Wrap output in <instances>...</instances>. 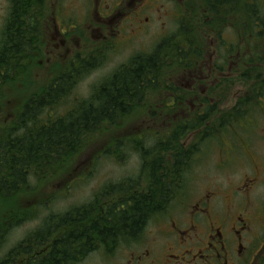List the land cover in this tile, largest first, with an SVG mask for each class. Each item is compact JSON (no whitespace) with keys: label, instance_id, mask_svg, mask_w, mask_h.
<instances>
[{"label":"trees","instance_id":"1","mask_svg":"<svg viewBox=\"0 0 264 264\" xmlns=\"http://www.w3.org/2000/svg\"><path fill=\"white\" fill-rule=\"evenodd\" d=\"M49 1L10 0L5 33L0 35V77H13L19 56L21 72L31 62L39 66L35 54L39 60L45 53ZM181 10L184 21L178 36L165 39L151 53L136 54L95 85L89 98L69 102L75 85L97 68L96 58L79 56L52 82H40L45 89L26 101L12 123L3 125L0 250L14 229L37 218L36 207L41 205H22V198L33 200L36 195L32 179L42 185L62 177L76 156L107 128H121L122 122L125 126L143 116L170 120L166 132L153 133L152 141L141 137L128 142V151L138 153L142 173L147 172L146 186L140 184V176L128 178L105 186L89 204L50 214L0 264H81L99 250L110 257L121 246L144 242L148 226L163 224L172 204L185 195L188 183L190 187L187 173L206 149L223 136L227 140L237 136L243 146L245 132L255 130L248 120L252 112H264V0H190ZM229 30L236 35L235 43L224 40ZM212 39L222 49L214 63L206 56ZM204 66L220 74L230 68L231 76L208 97L201 96L194 109L189 103L194 93L184 87L183 77ZM228 83L234 88L243 83L249 90L224 110L220 105ZM214 92L219 99L211 103ZM60 106L65 114H58ZM218 112L229 113L212 124ZM202 128L198 143L181 145L180 138ZM111 143L116 145L112 157L123 159L126 143L119 139ZM235 150L238 145L225 149ZM171 151L167 159L159 155Z\"/></svg>","mask_w":264,"mask_h":264},{"label":"rangeland","instance_id":"2","mask_svg":"<svg viewBox=\"0 0 264 264\" xmlns=\"http://www.w3.org/2000/svg\"><path fill=\"white\" fill-rule=\"evenodd\" d=\"M9 1L0 0V30L4 26V19L8 17ZM182 5L180 0H50L49 7L52 11H60L63 8L64 25L69 26L68 29L75 27V29L71 30L72 35L70 39L72 40L74 35L81 36L84 39L80 47L75 46L77 52L83 55L87 50L97 53L95 54L97 68L75 85L69 102L78 101L76 98H89L95 85H99L131 57L139 53H149L164 39L174 37L175 35L178 36L182 27L181 21H184V18L181 17L183 15L181 10ZM147 17L152 18L153 22H146L145 19ZM48 18H50L49 27L51 29L49 30V27L47 29L48 48L46 55L42 59H39V66H34L33 62H31L32 65H28V68H25V70L22 69L19 77H22L23 80L16 85L17 88L15 89H11L6 85H0V88H3L0 91V97L4 96L0 100V117H2V123L4 124L12 123L15 115L21 112L22 106L25 105L26 101L32 95L40 93L45 89V87L40 88V82L45 83L48 80L49 83L59 72L65 70L67 63L69 64V60L72 58V54L67 53L69 45L65 49L63 47L60 50L55 49V42L53 41V37H55L54 27L56 26L54 23L55 13L51 12ZM96 21L99 22L100 26L105 25L104 29L102 26L97 27ZM122 23L123 26H121ZM57 24L60 26L61 21L60 23L58 21ZM90 27L92 30L101 28L99 33L94 34L97 38H103L105 34L109 38H112L119 29H121L122 34L115 41H111L115 47H111L107 52H105V49L101 52L100 49L105 48V46L100 48L103 40L93 38V32ZM63 31L68 32L61 28L60 32L62 34ZM55 39L57 42L59 41V38ZM225 39L229 43H235L236 35L231 31H227ZM210 43H212V46ZM208 48H211V50L206 51L207 57L215 59V52H218L219 56L218 46L213 40H209ZM200 74L204 76L201 83L192 82V88L196 87L198 90V93L189 102L192 106H196L195 101L198 98L200 89L204 90V94H207L210 87L215 85L219 81V77L224 75H220L214 69L207 68L206 66L202 68ZM225 76L226 78L230 77L231 70L226 71ZM183 79L184 82H189L188 76L185 75ZM222 81L220 79L214 90L223 83ZM243 85V83H240L234 88L229 83L227 84L224 90L223 104L220 105L221 109L229 110L235 105L238 97L248 94L249 89H246ZM221 91L217 90L219 93ZM217 92H214L215 94L210 96L212 103L219 99V95L216 94ZM63 106L59 107L61 110H59L58 114L66 113L62 110L64 109ZM228 113L218 112L216 118L214 117L212 120V124ZM171 117L173 118V116ZM261 119H258V127ZM168 123H170L168 118L143 116L131 120L130 124L125 126L122 122L121 128H107L106 134H97L88 147L76 156L75 163L69 167L67 173L65 172L62 177L53 182L45 181L42 185H38L39 182L32 179L36 193L32 198L34 201L22 198V205H29L30 202H32L31 205H41L40 207H36L37 218L14 229L4 247L0 250V260L30 232L36 231L43 223L45 217L50 214L67 213L73 208L89 204L105 186L128 178L138 179L139 176L141 180L140 184L143 187L146 186L149 179L147 172L142 173V170L145 169L138 153H130L128 151V142L140 139L141 137L147 138L148 142L152 139L153 133H165ZM260 128H258V132ZM203 130L204 128L180 138L181 145L188 148L194 143H198L200 137H202ZM253 132V135H249ZM256 132L257 130L253 129L245 132V138L254 142L252 137ZM234 138L237 141L239 140L237 136ZM114 139H119L123 143H126L122 145V151L126 153L123 159L117 160L112 157V152L116 150V145L111 143ZM226 147L227 137L223 136L221 137V142L212 144L209 149H206L205 155L201 156V161L199 162L198 159V163L194 164L191 172L189 173L188 171L189 174L187 173L190 179V187L188 183L185 195L182 198H178L172 204L165 218L163 217V219H166L163 224L152 222L148 226L144 233L146 236L144 242L142 241L139 244L134 243L132 246H121L112 252L110 257L106 256L102 250H99L81 264H135L130 259L133 254L147 252L150 248H153L154 244L162 246L160 235L165 231L164 228L168 223L171 224L173 220L184 216L189 208L193 205L195 206L197 199L203 192L210 189L212 184L219 185L227 182L232 174H238L242 168V165L237 164V162H240L237 156H241L239 150L238 152L230 151L232 157L229 159H231V162L229 159L225 160V157L228 155V151H225ZM258 153L264 155V142L259 134ZM172 154L173 151L159 155L167 159ZM156 156H154L153 160L151 157L149 163H152L156 159ZM241 159H244V157L241 156ZM246 166L244 165L243 167Z\"/></svg>","mask_w":264,"mask_h":264},{"label":"flooded vegetation","instance_id":"3","mask_svg":"<svg viewBox=\"0 0 264 264\" xmlns=\"http://www.w3.org/2000/svg\"><path fill=\"white\" fill-rule=\"evenodd\" d=\"M60 14L61 17L56 16L54 19L56 26L53 38H59L58 42L53 39L54 47L60 50L61 47L65 49L69 45L67 53L72 54L74 60L82 55L77 52L75 46L80 47L84 39L76 35L72 40L70 39L72 33L64 25L63 8ZM58 19H62L60 26L57 24ZM145 20L148 23L153 21L150 17ZM96 22L97 27L102 26L104 29L105 25L100 26L99 22ZM60 27L68 32L63 31L62 34ZM100 30L101 28L91 29L94 36L92 37L96 39L94 34L99 33ZM2 33H5L4 29L0 30V35ZM121 34L122 31L119 29L112 38L106 34L103 38H97L103 40L100 48L105 46L101 52L104 49L107 52L111 47H115L111 41H115ZM35 58L38 59L37 54ZM20 59L21 56L15 62V65L18 64L15 70L16 77L8 79L7 76H1L0 85L10 87L14 84L17 88L16 85L22 81L19 77ZM201 81V78L197 77L192 82L199 84ZM2 89L0 88V91ZM192 91L198 92L196 87H193ZM201 92L204 93V90ZM3 97H0V100ZM252 115L256 117L251 121L257 127L256 148L254 150L249 142H244L248 156L244 155V159L237 157L240 159L237 164L242 165L238 174H232L225 183L212 184L210 189L197 199L193 208H189L184 216L165 226V231L160 235L162 246L154 244L147 252L133 254L132 263L264 264V155L258 153V112H252ZM260 125L264 133V122ZM229 161L231 162V159ZM244 165L247 166L243 167Z\"/></svg>","mask_w":264,"mask_h":264}]
</instances>
